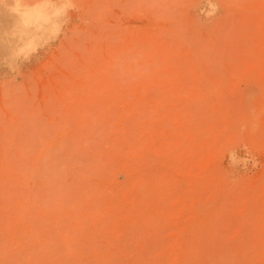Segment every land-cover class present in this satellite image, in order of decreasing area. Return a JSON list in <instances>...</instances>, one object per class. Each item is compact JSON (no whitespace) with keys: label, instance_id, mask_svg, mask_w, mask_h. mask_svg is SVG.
<instances>
[{"label":"rangeland","instance_id":"374dc122","mask_svg":"<svg viewBox=\"0 0 264 264\" xmlns=\"http://www.w3.org/2000/svg\"><path fill=\"white\" fill-rule=\"evenodd\" d=\"M0 34V264H264V0H0Z\"/></svg>","mask_w":264,"mask_h":264},{"label":"bare ground","instance_id":"6f19581e","mask_svg":"<svg viewBox=\"0 0 264 264\" xmlns=\"http://www.w3.org/2000/svg\"><path fill=\"white\" fill-rule=\"evenodd\" d=\"M26 23H27V21H26ZM21 30H22V32H25V33H27L26 31H25V29H24V26H22L21 27ZM34 30H35V32H36V30H37V28H34ZM35 32H34V34H35ZM9 37V40L10 41H13L14 40V35L13 34H11V35H8ZM3 37H5L4 35L2 36L1 34H0V40H2L3 39ZM4 56H8L7 54H5Z\"/></svg>","mask_w":264,"mask_h":264}]
</instances>
